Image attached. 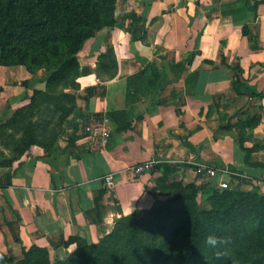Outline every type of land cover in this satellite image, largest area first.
Returning a JSON list of instances; mask_svg holds the SVG:
<instances>
[{"label": "crops", "instance_id": "1", "mask_svg": "<svg viewBox=\"0 0 264 264\" xmlns=\"http://www.w3.org/2000/svg\"><path fill=\"white\" fill-rule=\"evenodd\" d=\"M254 3L116 1L114 26L78 52V87L67 90L77 112L58 149L0 171V252L11 263L33 246L65 257L75 238L95 243L116 218L149 210L165 198L162 163L205 164L235 189L264 186V0ZM112 111L130 127L117 131ZM152 158L155 170L133 171Z\"/></svg>", "mask_w": 264, "mask_h": 264}, {"label": "trees", "instance_id": "2", "mask_svg": "<svg viewBox=\"0 0 264 264\" xmlns=\"http://www.w3.org/2000/svg\"><path fill=\"white\" fill-rule=\"evenodd\" d=\"M116 1L0 0V64H24L29 70L45 67L53 71L50 76L52 82L68 79L85 41L101 28L113 27L116 23ZM258 3L259 0H255L254 10ZM243 30L247 31V28ZM108 52V68L110 65L114 67L111 50ZM79 73L78 69L73 81L62 87L60 95L68 94L67 88L78 87L76 79ZM138 76L140 74L135 77ZM122 114L123 111H112L108 115L119 132L131 125L130 121H122ZM57 139L54 148L44 149L46 153L58 149ZM29 150L26 146L28 153ZM163 166L172 169L169 164L162 163L160 167ZM234 191L256 196L257 203L252 205L256 210L249 213V220H252V229L257 235L255 239L258 242L254 245L264 244V194L258 190ZM232 193L214 189L208 198L213 206L217 203L223 206ZM196 196L197 192H192L191 197H178L168 202L157 200L145 212L121 215L116 218L112 230L97 242L75 238L76 250L63 258L57 256L51 262L46 255L44 263L37 262L31 257L32 250L49 252L33 246L16 264H206L215 261V254L205 255V230L218 227L209 217L205 223V206L196 202ZM254 251L252 254L241 253L239 263L264 264V254L257 249ZM213 253L224 255L217 249ZM0 258V264H10L6 254L0 252ZM226 258L230 259L229 256Z\"/></svg>", "mask_w": 264, "mask_h": 264}, {"label": "rangeland", "instance_id": "3", "mask_svg": "<svg viewBox=\"0 0 264 264\" xmlns=\"http://www.w3.org/2000/svg\"><path fill=\"white\" fill-rule=\"evenodd\" d=\"M79 66L78 59L68 79L52 82L50 76L53 71L45 67L29 70L24 64H0V171L9 170L15 161L27 153L26 146L30 148L28 154L54 148L58 133L64 131L65 124L72 122L70 118L77 112L74 96L70 93L60 95L59 92L68 82L73 81ZM112 67L110 65L108 69ZM159 170L162 173L159 186L165 195L161 201L191 197L192 192H197L194 198L205 206V223L209 217L218 227L205 230V237L210 233L218 237L215 245H209L205 240V255L215 254V261L206 264H238L241 253L252 254L256 249L264 254V244L254 245L258 240L255 239L257 235L253 232L252 220H249V213L256 210L252 206L257 201L255 195L239 194L234 190L244 189H235L228 184L225 186L222 182L227 181L226 178L198 173L192 165L185 169L163 166ZM214 189L230 190L233 193L223 206L218 203L213 206L208 194ZM251 190L264 194V186ZM224 207L227 209L224 210ZM215 249L224 255L213 253ZM46 255L51 262L57 257L56 254H47L39 249L31 252V257L41 263L46 261ZM225 255L230 259L227 260Z\"/></svg>", "mask_w": 264, "mask_h": 264}, {"label": "built area", "instance_id": "4", "mask_svg": "<svg viewBox=\"0 0 264 264\" xmlns=\"http://www.w3.org/2000/svg\"><path fill=\"white\" fill-rule=\"evenodd\" d=\"M87 130L88 131H92V127L91 126H88L87 127ZM109 134H110V131L109 129H104L102 131V139H103V144H106L107 141H108V138H109ZM159 164V161L155 158H152V159H148V160H145L143 162H140L138 164H136L134 167H133V171L136 173V174H140V173H143V172H148V171H153L157 168ZM196 167V171L198 173H210L212 175H217L218 174V170L215 169V168H211V167H207L205 164H196L195 165ZM108 180L110 181L111 180V176L108 177ZM223 185H227L226 182H222Z\"/></svg>", "mask_w": 264, "mask_h": 264}, {"label": "clouds", "instance_id": "5", "mask_svg": "<svg viewBox=\"0 0 264 264\" xmlns=\"http://www.w3.org/2000/svg\"><path fill=\"white\" fill-rule=\"evenodd\" d=\"M205 240L207 244L215 245L218 241V237L215 234L210 233L205 237Z\"/></svg>", "mask_w": 264, "mask_h": 264}]
</instances>
